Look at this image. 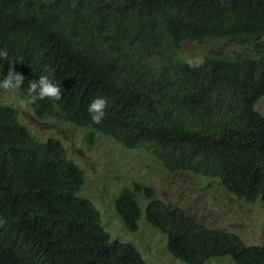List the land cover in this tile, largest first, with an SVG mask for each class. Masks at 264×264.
I'll return each instance as SVG.
<instances>
[{
    "label": "trees",
    "instance_id": "16d2710c",
    "mask_svg": "<svg viewBox=\"0 0 264 264\" xmlns=\"http://www.w3.org/2000/svg\"><path fill=\"white\" fill-rule=\"evenodd\" d=\"M188 44L205 49L192 52L197 61ZM4 47L0 79L20 58L21 99L40 75L61 85L59 101L30 105L40 119L88 128L171 173L264 203V114L255 107L264 97V0H0ZM97 96L108 101L100 124L87 110ZM84 183L61 141L38 139L0 102V264H147L104 228ZM115 207L128 231L142 220L166 234L184 263L264 264V245L199 222L151 185L124 187Z\"/></svg>",
    "mask_w": 264,
    "mask_h": 264
},
{
    "label": "rangeland",
    "instance_id": "374dc122",
    "mask_svg": "<svg viewBox=\"0 0 264 264\" xmlns=\"http://www.w3.org/2000/svg\"><path fill=\"white\" fill-rule=\"evenodd\" d=\"M185 50L192 57V52L201 54L205 49L188 44ZM192 61L197 58L192 57ZM21 100L17 91L0 88V102L16 108L21 122L32 134L40 140L55 138L63 143L68 157L85 172L81 195L92 200L101 211L103 226L112 237L135 245L147 264L187 263L174 258L168 250L167 235L145 221L139 222L136 231L124 228L115 201L120 191L133 182L153 186L160 198L170 205L186 208L209 227L235 232L247 244L264 245V203L261 200L248 203L230 195L214 181L189 172L171 173L145 152L129 150L88 128L56 119H40L34 109L22 105ZM255 107L264 114V97ZM207 264L234 263L224 257Z\"/></svg>",
    "mask_w": 264,
    "mask_h": 264
},
{
    "label": "clouds",
    "instance_id": "9594fccd",
    "mask_svg": "<svg viewBox=\"0 0 264 264\" xmlns=\"http://www.w3.org/2000/svg\"><path fill=\"white\" fill-rule=\"evenodd\" d=\"M9 51L6 47L0 48V59H8ZM22 62L20 58L16 60L9 59V69L7 75L0 79V88L15 92L21 88L24 83L25 77L15 71V64ZM45 98L55 99L59 101L62 98V88L60 84L54 82V77L50 78L49 75H40L38 79L29 81L27 88V95L21 100V104L24 106L36 103L38 100H44ZM108 107V101L103 96H97L88 105V113L91 120L95 124H100L106 115V108Z\"/></svg>",
    "mask_w": 264,
    "mask_h": 264
}]
</instances>
